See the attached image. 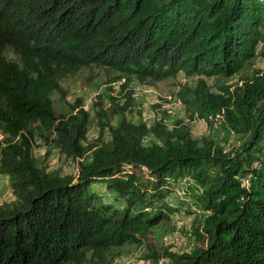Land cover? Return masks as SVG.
Wrapping results in <instances>:
<instances>
[{"label": "trees", "instance_id": "obj_1", "mask_svg": "<svg viewBox=\"0 0 264 264\" xmlns=\"http://www.w3.org/2000/svg\"><path fill=\"white\" fill-rule=\"evenodd\" d=\"M255 57L264 61V0H0V174L15 197L0 206V264H107L115 249L141 242L157 251L155 227L196 213L192 250L162 256L264 264V72L215 82L218 91L207 83L238 75ZM92 66L124 76V88L132 77L202 76L177 96L189 119L216 124L225 137L197 139L165 117L130 121L127 94L115 126L102 122L98 104L99 133L87 142L90 114L80 100L57 114L51 95L65 102L61 80ZM37 135L74 175L39 165Z\"/></svg>", "mask_w": 264, "mask_h": 264}, {"label": "rangeland", "instance_id": "obj_2", "mask_svg": "<svg viewBox=\"0 0 264 264\" xmlns=\"http://www.w3.org/2000/svg\"><path fill=\"white\" fill-rule=\"evenodd\" d=\"M260 47L261 44L259 43L257 49ZM249 64L236 76L229 79L221 77L211 78L207 80V83L212 88L211 90L218 91L215 82L235 85L239 78L250 76L254 69L264 72V61L260 57L253 58ZM125 79L119 73H113L96 66L83 68L76 73L69 74L60 82L65 95V102L60 101L58 93L51 95L54 110L57 114H67L71 107L80 100L82 106L90 114L87 142H93L97 138L100 128V121L96 115L98 104L101 102L106 117L102 122L115 126L118 115H113L112 113L113 111L121 110V107L125 104V95L130 94L133 99L131 103L132 109L131 112H127L125 115L130 121L138 122V120H141V122L149 126L154 123L156 118L165 117L166 125L169 128L173 126L176 120H181L188 125L191 133L197 139L225 137V130H220L216 124L210 125L196 117V115H193V119H189L186 108L177 96L182 87L185 85L195 86L199 79H203L202 76L193 75L187 77L183 72H179L174 78L162 81L145 80L143 82L132 77L127 88H124ZM6 138L7 136L1 132L0 141ZM233 141L234 137L230 136L229 143ZM33 156L37 159L39 165L48 171H57L62 176L74 175L73 164L60 155L57 149L47 144L40 135L35 136ZM185 180V182L181 181L177 184L181 194V189H184V186L189 181L188 179ZM10 182L8 176L0 174V206L10 205L15 202ZM93 189L104 196V201L114 203L112 201V193L103 190L102 185H93ZM166 201L170 206L176 205L173 196H168ZM116 205L118 206V204ZM119 206L122 205L119 204ZM198 215L196 213L187 217L184 214H177L173 216L170 224H162L155 227L152 230V234L156 242L157 251H153L144 242L139 245L126 244L115 249L113 254L106 256L107 264H173L169 259L162 256L164 249L167 248L170 252L177 254L191 251L194 243L190 235L191 224Z\"/></svg>", "mask_w": 264, "mask_h": 264}, {"label": "bare ground", "instance_id": "obj_3", "mask_svg": "<svg viewBox=\"0 0 264 264\" xmlns=\"http://www.w3.org/2000/svg\"><path fill=\"white\" fill-rule=\"evenodd\" d=\"M176 194H180V192L179 191H176ZM171 199V198H170Z\"/></svg>", "mask_w": 264, "mask_h": 264}]
</instances>
